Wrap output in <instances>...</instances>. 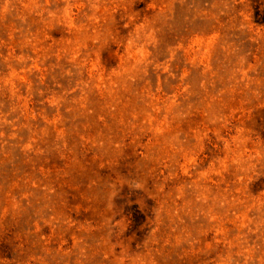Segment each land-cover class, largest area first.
I'll list each match as a JSON object with an SVG mask.
<instances>
[{
	"label": "rangeland",
	"instance_id": "1",
	"mask_svg": "<svg viewBox=\"0 0 264 264\" xmlns=\"http://www.w3.org/2000/svg\"><path fill=\"white\" fill-rule=\"evenodd\" d=\"M0 264H264V0H0Z\"/></svg>",
	"mask_w": 264,
	"mask_h": 264
}]
</instances>
